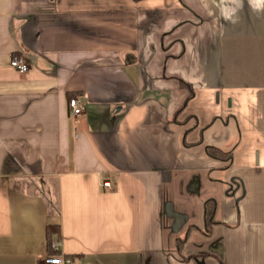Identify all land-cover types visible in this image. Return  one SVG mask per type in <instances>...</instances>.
Listing matches in <instances>:
<instances>
[{
    "label": "crops",
    "instance_id": "0c3cea01",
    "mask_svg": "<svg viewBox=\"0 0 264 264\" xmlns=\"http://www.w3.org/2000/svg\"><path fill=\"white\" fill-rule=\"evenodd\" d=\"M234 8L0 0V264H46L47 224L61 264H264V10Z\"/></svg>",
    "mask_w": 264,
    "mask_h": 264
},
{
    "label": "built area",
    "instance_id": "2783aa9c",
    "mask_svg": "<svg viewBox=\"0 0 264 264\" xmlns=\"http://www.w3.org/2000/svg\"><path fill=\"white\" fill-rule=\"evenodd\" d=\"M9 67L12 69L14 68L18 73L23 74L28 71L29 64L23 59L22 56L13 55L12 57L9 58ZM68 108H69V116L76 119L77 117H79L81 114L84 113L85 104L84 101H82L81 97L74 96L68 100ZM104 186L109 187L107 183H104ZM58 246L59 245L56 243L51 244V248L53 250H57ZM64 261L65 260L61 259L59 255L47 256V258H45L46 264H61Z\"/></svg>",
    "mask_w": 264,
    "mask_h": 264
},
{
    "label": "clouds",
    "instance_id": "9594fccd",
    "mask_svg": "<svg viewBox=\"0 0 264 264\" xmlns=\"http://www.w3.org/2000/svg\"><path fill=\"white\" fill-rule=\"evenodd\" d=\"M232 2L236 5V8L233 9L232 16H225V20H229L231 23H236L238 21V17L233 19L236 16V12L243 7V0H232ZM248 4L255 11L264 10V0H248Z\"/></svg>",
    "mask_w": 264,
    "mask_h": 264
},
{
    "label": "trees",
    "instance_id": "16d2710c",
    "mask_svg": "<svg viewBox=\"0 0 264 264\" xmlns=\"http://www.w3.org/2000/svg\"><path fill=\"white\" fill-rule=\"evenodd\" d=\"M209 154H212V150H208ZM45 231H46V234H45V239H46V245H47V252L49 254H57L56 252H52V249H51V241H52V236L57 232L56 230V226L55 225H46L45 227Z\"/></svg>",
    "mask_w": 264,
    "mask_h": 264
},
{
    "label": "rangeland",
    "instance_id": "374dc122",
    "mask_svg": "<svg viewBox=\"0 0 264 264\" xmlns=\"http://www.w3.org/2000/svg\"><path fill=\"white\" fill-rule=\"evenodd\" d=\"M198 228H199L198 226H193L191 228V230H192V232H195V231H197ZM201 236L200 237L199 236L198 237L194 236L193 240L195 242H198L197 244H199L202 247H204V246L208 245L209 243H211V241H207L206 239H204L205 237L202 238Z\"/></svg>",
    "mask_w": 264,
    "mask_h": 264
}]
</instances>
